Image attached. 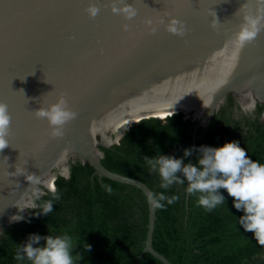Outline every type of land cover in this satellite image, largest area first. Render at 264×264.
<instances>
[{
    "label": "water",
    "instance_id": "obj_1",
    "mask_svg": "<svg viewBox=\"0 0 264 264\" xmlns=\"http://www.w3.org/2000/svg\"><path fill=\"white\" fill-rule=\"evenodd\" d=\"M122 2L136 9L131 19L113 12ZM89 3L99 9L95 16L87 12ZM175 3L0 0V102L11 114L9 143L0 150V234L18 223L10 221L15 203L31 187L16 169L39 178L41 195L40 187L55 190L57 175L70 177L72 161L145 193L150 188L144 182L102 164V147L118 144L144 119L164 120L178 113L192 120L196 146L198 131L211 125L228 96L244 108L254 105L253 110L258 100L264 102V29L237 59L229 48L243 16L264 14V3L187 0L188 7L173 15L183 21V35L157 23H167L159 12ZM215 14L219 23L213 29ZM61 94L77 115L65 125L63 137L53 138L47 121L34 111ZM156 221L157 209L149 205L144 254L171 264L153 247Z\"/></svg>",
    "mask_w": 264,
    "mask_h": 264
},
{
    "label": "trees",
    "instance_id": "obj_2",
    "mask_svg": "<svg viewBox=\"0 0 264 264\" xmlns=\"http://www.w3.org/2000/svg\"><path fill=\"white\" fill-rule=\"evenodd\" d=\"M235 104V98L228 96L211 125L198 131L196 146H220L237 140L249 156L264 162V102L258 100L251 114L238 116ZM193 127L183 113L164 120L144 119L131 126L118 144L101 148L102 164L112 172L144 182L152 190L179 196L173 204L157 209L153 239L154 249L171 264H264V245L237 224L236 217L242 212L233 207V198L224 189L220 191L226 197L225 204L206 211L198 206L196 196L185 192V185L160 189L158 175L144 165L143 157H151L158 150L182 156L183 149L192 146ZM197 155L195 152L193 163ZM70 172L69 178L57 175L55 191L59 199L54 200L48 216H32L30 223L22 220L4 228L0 264H18L14 259L17 244L29 233L47 235L48 226L53 234L66 230L74 237V252L83 254L79 264H164L151 253L144 254L149 204L143 191L100 178L93 167L80 161L71 162ZM40 190L44 192L41 201L52 198L53 191ZM84 243L91 249H84ZM24 264L30 262L25 260Z\"/></svg>",
    "mask_w": 264,
    "mask_h": 264
},
{
    "label": "clouds",
    "instance_id": "obj_3",
    "mask_svg": "<svg viewBox=\"0 0 264 264\" xmlns=\"http://www.w3.org/2000/svg\"><path fill=\"white\" fill-rule=\"evenodd\" d=\"M264 3V0H261ZM98 7L89 3L87 12L95 16ZM113 12L122 13L125 18L131 19L136 15V9L129 3L122 2L121 6L114 7ZM152 24V21H148ZM163 24L167 31L176 35H183L185 28L183 21L173 16L157 21ZM218 20H211L213 29L218 27ZM264 29V14H245L238 30L229 40V48L233 60L238 58L243 47L251 42L257 34ZM155 30V28H153ZM247 105L245 110L253 108ZM174 114V113H173ZM38 118L45 119L49 125V135L53 138L63 137L65 125L73 120L77 113L68 107L63 94L59 95L54 103L47 107H40L34 111ZM11 114L8 105L0 102V150L4 149L9 140ZM195 151V163L187 158ZM143 162L150 173L154 172L160 179L159 188L167 190L173 184L185 185V192L197 197L198 206L206 211H212L221 204H225L226 197L220 191L224 189L232 197L233 207L242 212L236 217L237 224L245 232H252L255 240L264 245V162L253 159L248 155L247 149L237 140L226 141L220 146L199 145L183 149V155L176 157L164 154L160 150L149 157L144 156ZM17 175H24L30 182V190L25 191L15 203L16 212L10 221L31 222L30 217L48 216L53 211L54 200L59 199V193L53 190L52 198L41 201V194L36 187L40 180L36 175L27 173L26 169L15 170ZM67 175V172H65ZM111 191V188H108ZM146 202L156 208L162 209L179 199L178 195L169 196L166 191L152 189L144 193ZM29 215L25 216V211ZM54 230L48 226V234L29 233L22 243H18L14 259L18 264L27 260L30 264H79L83 258L81 252H74L77 243L68 231L53 234ZM44 243L41 244L40 242ZM84 249L90 250L91 245L84 243Z\"/></svg>",
    "mask_w": 264,
    "mask_h": 264
},
{
    "label": "snow or ice",
    "instance_id": "obj_4",
    "mask_svg": "<svg viewBox=\"0 0 264 264\" xmlns=\"http://www.w3.org/2000/svg\"><path fill=\"white\" fill-rule=\"evenodd\" d=\"M174 7L176 10H174ZM186 7H188L187 0H176V3L174 6H173V4L164 6V10H162L159 13H160V15H162L164 17L173 16V15H176L180 9H184Z\"/></svg>",
    "mask_w": 264,
    "mask_h": 264
},
{
    "label": "flooded vegetation",
    "instance_id": "obj_5",
    "mask_svg": "<svg viewBox=\"0 0 264 264\" xmlns=\"http://www.w3.org/2000/svg\"><path fill=\"white\" fill-rule=\"evenodd\" d=\"M235 102H236V104L234 106V112L236 113L237 116L241 115V114L242 115L251 114L253 112V109H249L246 111L245 108L242 105H240L236 100H235ZM2 233H3V231H2ZM2 233L0 234V237H1Z\"/></svg>",
    "mask_w": 264,
    "mask_h": 264
}]
</instances>
